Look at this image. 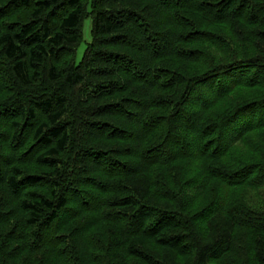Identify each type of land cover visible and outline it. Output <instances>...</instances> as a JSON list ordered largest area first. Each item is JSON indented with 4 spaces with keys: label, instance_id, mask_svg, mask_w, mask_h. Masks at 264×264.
<instances>
[{
    "label": "trees",
    "instance_id": "1",
    "mask_svg": "<svg viewBox=\"0 0 264 264\" xmlns=\"http://www.w3.org/2000/svg\"><path fill=\"white\" fill-rule=\"evenodd\" d=\"M0 264H264V0H0Z\"/></svg>",
    "mask_w": 264,
    "mask_h": 264
},
{
    "label": "rangeland",
    "instance_id": "2",
    "mask_svg": "<svg viewBox=\"0 0 264 264\" xmlns=\"http://www.w3.org/2000/svg\"><path fill=\"white\" fill-rule=\"evenodd\" d=\"M91 18H87L83 21L82 23V27H81V34H82V40H81V44L79 45V47L76 50V54H75V62H79L80 59L83 56V53L86 49V46L90 43L91 41Z\"/></svg>",
    "mask_w": 264,
    "mask_h": 264
}]
</instances>
